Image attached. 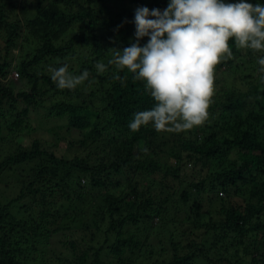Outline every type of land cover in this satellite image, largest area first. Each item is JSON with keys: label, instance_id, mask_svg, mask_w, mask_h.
<instances>
[{"label": "trees", "instance_id": "16d2710c", "mask_svg": "<svg viewBox=\"0 0 264 264\" xmlns=\"http://www.w3.org/2000/svg\"><path fill=\"white\" fill-rule=\"evenodd\" d=\"M168 3L0 0V182L33 170L12 199L0 188V264H264V51L229 41L203 125L128 127L155 101L109 49L135 41L129 6ZM64 65L89 78L58 88L49 69ZM39 111L83 138H30Z\"/></svg>", "mask_w": 264, "mask_h": 264}, {"label": "clouds", "instance_id": "9594fccd", "mask_svg": "<svg viewBox=\"0 0 264 264\" xmlns=\"http://www.w3.org/2000/svg\"><path fill=\"white\" fill-rule=\"evenodd\" d=\"M133 23L135 41L109 49L114 55L109 64L145 82V91L155 101L150 110L134 113L128 125L133 132L149 124L167 133L203 125L215 95L216 66L233 55L229 41L234 39L241 49L264 51V5L248 0H169L163 11L137 8ZM145 37L147 43L141 44ZM258 64L264 71V57ZM106 67L95 65L100 73ZM49 71L61 89H75L90 75L87 70L75 75L67 65Z\"/></svg>", "mask_w": 264, "mask_h": 264}, {"label": "rangeland", "instance_id": "374dc122", "mask_svg": "<svg viewBox=\"0 0 264 264\" xmlns=\"http://www.w3.org/2000/svg\"><path fill=\"white\" fill-rule=\"evenodd\" d=\"M131 11V13L135 14V8H132L129 6L128 8V12ZM134 10V11H133ZM131 21H134V16L131 18ZM11 77L13 79H18L17 77V73L14 71L11 74ZM43 117H45V112L44 111H39V112H33L31 113V126L34 127L37 132H32V135L30 138L33 139V137L35 138H41L46 144L47 147L49 148H54V144L57 141V139L59 137H65L68 136L71 139H82L83 138V132L77 131L76 129H71L69 130V132L67 133L66 128H67V123L65 118H53V119H44ZM28 140V144L31 142L29 141L28 138H26ZM4 149H7V146L4 145ZM64 149H60L58 148V152L59 154L64 153L63 152ZM7 153V150L5 151ZM6 153L4 155H6ZM2 158V157H1ZM29 164V163H28ZM38 164V163H36ZM39 165V164H38ZM32 166H29L27 164H23L21 166H17L16 167V171L15 170H11L5 173V175H7L6 178L2 179L0 182V188L1 191L3 192V195L6 196L7 199H12L14 196H16V194L18 193V187L13 186L14 182L18 180V175H20V172L25 173L26 175H23L24 177H26L29 174L33 173V170H30ZM10 184L9 188H6V185ZM149 232V231H147ZM151 234V232H149ZM154 238H156V236H154ZM152 245L154 247V249L157 251L160 248L159 244L157 243V239H154L152 241Z\"/></svg>", "mask_w": 264, "mask_h": 264}]
</instances>
